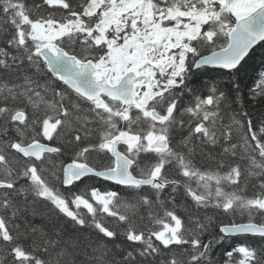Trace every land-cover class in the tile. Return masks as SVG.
Wrapping results in <instances>:
<instances>
[{
  "label": "snow or ice",
  "instance_id": "1",
  "mask_svg": "<svg viewBox=\"0 0 264 264\" xmlns=\"http://www.w3.org/2000/svg\"><path fill=\"white\" fill-rule=\"evenodd\" d=\"M0 264H264V0H0Z\"/></svg>",
  "mask_w": 264,
  "mask_h": 264
},
{
  "label": "trees",
  "instance_id": "2",
  "mask_svg": "<svg viewBox=\"0 0 264 264\" xmlns=\"http://www.w3.org/2000/svg\"><path fill=\"white\" fill-rule=\"evenodd\" d=\"M259 65H260V59L259 56H257L255 60L252 62V68L250 69V72L253 70L259 71L260 70Z\"/></svg>",
  "mask_w": 264,
  "mask_h": 264
}]
</instances>
